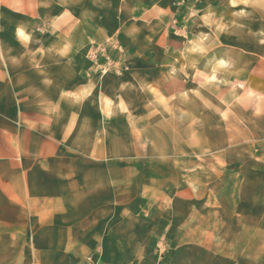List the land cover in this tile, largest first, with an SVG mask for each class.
Here are the masks:
<instances>
[{"label": "crops", "instance_id": "1", "mask_svg": "<svg viewBox=\"0 0 264 264\" xmlns=\"http://www.w3.org/2000/svg\"><path fill=\"white\" fill-rule=\"evenodd\" d=\"M33 1L0 0L2 22L23 12L18 24L49 46L0 37V264H89L95 251L137 264L154 251L147 235L176 241L165 264L264 260V5L237 17L227 0L203 46L202 10L218 7L196 2L192 51L147 52L139 67L101 74L83 50L89 28L97 39L105 27L99 13L118 28L122 13L145 7L155 23L189 6Z\"/></svg>", "mask_w": 264, "mask_h": 264}, {"label": "rangeland", "instance_id": "2", "mask_svg": "<svg viewBox=\"0 0 264 264\" xmlns=\"http://www.w3.org/2000/svg\"><path fill=\"white\" fill-rule=\"evenodd\" d=\"M12 4L15 3L16 7L21 5L24 0H9ZM202 1L203 5L209 6L210 4L216 5L217 13L214 11L206 12L202 10L204 15L202 17V27L200 33H197L202 37V45L205 46L207 43V37L210 35V30L213 34H220L223 28L222 22L224 21L225 11L220 7H227V0H173L171 4L174 6H189V7H165L164 11L157 12L161 19H154L155 23H151L148 20L146 8L139 9V13L135 18H129L127 13H122L123 17H128L126 21L122 22L121 27L113 26V13L102 12L99 15L102 17V22L105 25L102 29H98L97 39H93L92 35H96L95 29L89 28L90 41L89 44L84 46L83 50L88 51L91 54V67H95L101 74H107L111 71L116 70L117 73L121 68H129L144 64L145 54L147 52H161V51H178V50H193L195 44L193 43L194 27L193 18L197 9L193 7L194 3ZM31 8H34L36 1L26 0ZM234 7L235 16L247 15L246 10L249 7H259L264 5V0H230L229 2ZM34 5V6H33ZM104 5H108L105 4ZM145 5V0H139V6ZM185 9V10H184ZM32 14L31 13H26ZM93 15V13H91ZM209 15H212V28L210 27ZM20 16H24L23 12H12L9 16L3 18V22L0 17V37L6 35H15L23 40L26 44L25 51H43L49 47L45 45L43 39L40 37L41 32L36 31L34 34L29 30L26 31L22 24H18ZM184 16L186 19L191 20L187 26L178 27V21L183 20ZM197 17V16H196ZM64 13L58 16V19H65ZM27 19V18H26ZM31 19V18H29ZM33 19V18H32ZM28 20V19H27ZM188 23V22H187ZM5 25L6 28L4 27ZM76 30V29H75ZM97 32V31H96ZM184 35L190 36L186 47L184 45H178L177 39H184ZM165 36L166 43H162V38ZM94 37V36H93ZM26 38V39H25ZM173 41L169 42L168 40ZM35 41L36 43H32ZM24 47V46H23ZM81 49V48H80ZM61 50H64L62 47ZM137 57L138 59L132 58ZM132 58V59H131ZM144 244L153 245V252L140 253L138 259L141 260L137 264H165L172 255L169 251V247L172 248L175 245V240L167 235L152 236L147 235L143 239ZM102 255L100 251L91 252L88 257L89 264H103ZM257 256V255H256ZM129 257V253H122V259ZM261 258V257H260ZM263 258L255 257L251 264H261ZM153 261V262H152ZM264 261V260H263Z\"/></svg>", "mask_w": 264, "mask_h": 264}, {"label": "clouds", "instance_id": "3", "mask_svg": "<svg viewBox=\"0 0 264 264\" xmlns=\"http://www.w3.org/2000/svg\"><path fill=\"white\" fill-rule=\"evenodd\" d=\"M26 39V38H25Z\"/></svg>", "mask_w": 264, "mask_h": 264}]
</instances>
